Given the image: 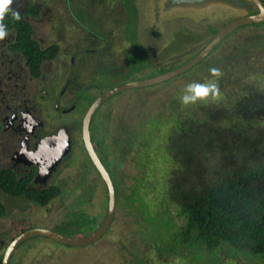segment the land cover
Wrapping results in <instances>:
<instances>
[{"label":"rangeland","instance_id":"obj_1","mask_svg":"<svg viewBox=\"0 0 264 264\" xmlns=\"http://www.w3.org/2000/svg\"><path fill=\"white\" fill-rule=\"evenodd\" d=\"M66 1L12 0L9 5L11 12L25 11L29 3L43 7L40 17L28 18L34 38L43 49L57 44L60 50L55 59L42 63L41 76L45 80L39 78L32 83L42 85L37 88V101L51 109L48 111L51 118L63 119L59 124L71 120L79 123L74 114H78V109L85 112L99 94L127 82L160 76L187 61L209 38L211 26L204 27L203 19L216 22L220 18L214 14L222 11L220 8L211 11L210 6L184 12L173 9L163 22L161 16L156 18L152 0ZM226 12L228 9H224ZM86 15L90 16L86 18ZM101 17L105 19L94 22L93 19ZM195 18H201L196 23L199 28L193 22ZM215 22L211 23L215 24L211 31L217 27ZM222 25L218 22V28ZM3 39H8L4 47H9L15 34L8 32ZM2 52L5 50L1 49ZM3 60L2 57L0 70ZM246 66L262 70V75L257 72L250 78L259 77L256 86L264 90V25L246 26L233 32L202 65L176 78L109 98L92 119L90 131L103 153L111 148L106 165L110 168L114 164L116 212L110 228L97 241L79 247L65 246L43 236L32 237L18 246L10 264H264L261 257L225 245L212 251L198 243L188 245L194 232L184 241L181 232L185 219L163 205L165 200H162L166 199L164 187L170 171L165 151L168 125L177 117L184 118L205 106L204 100L182 104L180 97L185 87L216 79L209 71L215 67L223 73L218 81L220 92L237 82L233 81L234 70L241 74L239 69ZM67 79L70 82L64 96L58 97L59 107L74 104L77 110L61 116L51 107L56 92L59 93ZM211 98L207 97L210 102ZM106 114L107 125L103 120ZM54 125L52 121L51 126ZM102 128H107L106 139L111 146L99 139ZM74 134L72 156L61 166H75L83 161L77 192L76 188L71 190V170L57 178L61 192L43 207L0 193V202L6 208V216L0 218V260L10 242L25 231L44 229L81 239L104 222L107 214L104 186L78 142L79 134ZM2 141L0 136V148ZM148 190L150 193L146 194Z\"/></svg>","mask_w":264,"mask_h":264},{"label":"trees","instance_id":"obj_2","mask_svg":"<svg viewBox=\"0 0 264 264\" xmlns=\"http://www.w3.org/2000/svg\"><path fill=\"white\" fill-rule=\"evenodd\" d=\"M42 8L29 3L19 12V21L11 11L3 17L15 34L10 50L21 54L36 74L60 50L57 44L43 49L34 38L28 18L40 17ZM103 18L93 20L98 23ZM252 69H239L241 74L235 69L233 81L237 82L231 88L209 95L212 101L205 98V106L197 112L170 122L165 133L170 171L162 200L185 219L184 241L194 232L188 245L198 243L208 251L225 245L264 259V90L256 86L259 77L250 78L257 72L262 75V70ZM29 184V177L18 179L10 171H0V193L4 195L41 207L59 195L56 189H29ZM5 216L6 208L0 202V218Z\"/></svg>","mask_w":264,"mask_h":264},{"label":"flooded vegetation","instance_id":"obj_3","mask_svg":"<svg viewBox=\"0 0 264 264\" xmlns=\"http://www.w3.org/2000/svg\"><path fill=\"white\" fill-rule=\"evenodd\" d=\"M152 1H153V10H154L153 12L154 14H156V18H159L161 16L163 22H164V19L168 17L169 12H171L173 9H178L184 12L185 10L192 11V8L193 10H196L197 8L199 10L200 9L203 10L205 9V7L210 6L209 10L211 11L217 10L219 8L220 10H222L218 14H214V16L217 15L220 18V19H217L216 22L215 20L211 18L208 19L205 17L206 20L203 19L205 21L203 22L204 27L210 25L211 28H214L215 24H213L212 26L211 23L215 22L217 24L215 31H211V28H210V31L208 32L209 38L205 41L207 44L205 43V45L199 48L197 52L191 58H189L187 61L183 62L179 66L195 58L218 35V33L231 22L236 21L243 17L259 14L262 9L264 10V0H152ZM224 9H228V13L226 12L224 14ZM234 14L235 15L240 14V15L233 18L235 16ZM199 19L195 18L193 19V22L196 24L199 21ZM218 22L223 23V25L219 28H218ZM262 25H264V22L258 23V24H248V25L240 26L234 29L230 34L224 37L221 40V42L218 43L210 51V53L215 48H218L220 44H222L223 41L226 40V38H229V36H231L233 32L235 33L239 29L246 27V26L254 28V27H260ZM205 34L206 33H203V35ZM6 41H8V39H5V41L3 39L0 42V50L1 49L5 50V52H2L0 54V59L2 57L4 59L2 62L1 70H0L1 72L0 73V136H2L3 138L2 147L0 148V171L1 170L10 171L18 179H20L21 177L23 178L29 177L30 178V184L28 185L29 189L34 188L35 190H38L41 192L51 191V190L56 189L60 194L61 191L59 189L61 187H59V184L57 183V180H58L57 178L59 176L62 177L63 173H67L68 171L72 170L71 172H73V181H72L73 186L71 190L73 188H76V192H77L76 186L79 184L80 175H81L80 172L82 169L80 166L83 163V161L82 163H78L75 166H72L70 164H64L61 166V164L66 159H69L72 156V153H73L72 140H73V136L75 135L74 133H76L77 135L79 134L80 141L78 142L80 146L83 148V152L88 158L87 160H89L93 169L99 175L101 182L103 184L102 186H104L103 187L105 191L104 194L108 197L106 185L103 182L94 164L92 163L91 159L89 158L84 142L82 140V128H83L84 117L87 114L91 105L103 93L99 94L98 97L93 100L94 102L93 103L91 102L89 104L85 112H82V111L80 112L78 109V114L75 113L74 115L78 116L79 123L74 124L73 120H71L70 123L64 122V124H59L58 123L59 120L63 121V119H60V118L57 119V117L55 119L54 117L51 118L49 114L51 109L47 110L46 105H43L42 103L37 101L39 97L37 88L42 85H34V83L32 82L37 81L39 78H42V80H45L41 76V68H40L39 74H36L35 71H33L28 66L26 59H24L21 54L17 53L16 51H11L8 46L4 47ZM203 60L200 61L198 64H196V67L202 65ZM46 81L48 80L46 79ZM69 82H70L69 79H67L65 81V84L63 85V88L59 90V93L56 92L57 96L55 99V104L51 107L53 110L59 111L56 113L57 114L61 113L60 114L61 116L63 114H73L74 110L75 109L77 110V107L74 104L67 106L66 108L59 107V98L64 96L65 90ZM131 82H134V81H131ZM74 96L75 94L73 95V98H75ZM77 101L78 99L76 100V102ZM71 103H73V101H71ZM103 104H101L91 116L90 124H89V134H90V141L92 143L94 152L96 153L103 167H105V169L107 170L114 184L115 174L112 168L114 164L113 165L111 164L110 168L107 167L106 165V160L110 159L109 153H111L110 152L111 148L105 151L107 155L103 153V149L100 148L99 145L94 142L93 135H92L93 133L90 131L91 121L94 118L95 114L98 111H100V108L102 107ZM107 119H108V116L106 114V118L103 119L106 125L109 123ZM52 121L55 124L54 126H51ZM62 129L66 131L70 139L69 156L66 155L56 165V167H54L51 170V173H49V176H47L45 180H43V178L38 179L37 176H38L40 167L42 166V163L43 162L46 163L47 161H49L48 159L49 154L48 152L44 151L47 147H44L46 144L43 142L45 141V139L49 137H54L53 139H56L59 136L58 135L59 131ZM107 134H108L107 128L106 129L102 128L101 131L99 132L98 137L101 140V142L103 140L104 144L111 146L107 142V139H106ZM51 147L55 148L56 146L51 145ZM111 171L113 174L111 173ZM114 189H115V196H116L115 184H114ZM96 228H92V230ZM95 231H93L92 233H94Z\"/></svg>","mask_w":264,"mask_h":264},{"label":"water","instance_id":"obj_4","mask_svg":"<svg viewBox=\"0 0 264 264\" xmlns=\"http://www.w3.org/2000/svg\"><path fill=\"white\" fill-rule=\"evenodd\" d=\"M262 22H264V10L263 9L261 10L259 14L243 17V18H240L228 24L225 28H223L218 33V35L195 58L184 63L183 65L175 69H172L164 74H161L160 76H156V77L149 78L146 80L128 82V83L122 84L118 87H115L103 93L89 108L87 114L84 117L83 128H82V140L84 142L88 156L91 159L97 171L99 172L103 182L106 185L107 192H108L107 214H106L103 224L94 233L90 234L89 236L85 238H81V239L68 238L60 234L59 232L51 231V230L33 229V230L25 231L21 233L20 235H18L16 238H14L10 242V244L7 246L3 254L1 264H10L11 257L16 251V249L18 248V246L25 240H28L32 237L43 236L57 243L63 244L65 246L79 247V246H84V245L97 241L110 228L113 222V219L115 217V212H116V196H115L114 184L107 170L105 169V167H103L96 153L94 152L92 143L90 141V134H89V124H90L91 116L101 104H103L107 99H109L110 97L114 95L129 91V90H133V89L154 86V85L166 82L168 80H171L177 76L184 74L189 69H191L196 64H198L200 61H202L210 53V51L218 43H220L224 37L230 34L234 29L240 26L248 25V24H258ZM58 135L59 136L56 139H53L54 137H49L45 139V141L43 142L46 144L44 147H47L44 151L48 152L49 161H47L46 163L44 162L42 163V166L40 167V170L38 172V176H37L38 179L43 178V180H45V178L49 176V173H51V170L54 167H56V165L66 155L69 156L70 139L66 131L62 129L59 131ZM51 145L56 146V147L52 148Z\"/></svg>","mask_w":264,"mask_h":264},{"label":"clouds","instance_id":"obj_5","mask_svg":"<svg viewBox=\"0 0 264 264\" xmlns=\"http://www.w3.org/2000/svg\"><path fill=\"white\" fill-rule=\"evenodd\" d=\"M11 3L12 0H0V39L5 38L9 32L8 25L3 22V17L7 12L11 11V9L9 8V5ZM12 16L17 21L21 19V14L18 11H12ZM209 71L212 74V76L215 77L216 79L205 83L193 82L188 84L185 87L182 96L180 97L182 104L184 105L194 104L197 101L204 100L209 95L214 97L219 93L218 81L219 78L223 75V73L219 68H215V67L210 68Z\"/></svg>","mask_w":264,"mask_h":264}]
</instances>
